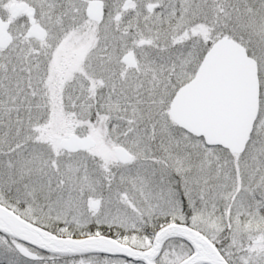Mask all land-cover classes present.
Instances as JSON below:
<instances>
[{
  "label": "snow or ice",
  "instance_id": "6c2138e0",
  "mask_svg": "<svg viewBox=\"0 0 264 264\" xmlns=\"http://www.w3.org/2000/svg\"><path fill=\"white\" fill-rule=\"evenodd\" d=\"M0 264H264V0H0Z\"/></svg>",
  "mask_w": 264,
  "mask_h": 264
}]
</instances>
